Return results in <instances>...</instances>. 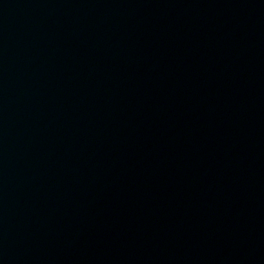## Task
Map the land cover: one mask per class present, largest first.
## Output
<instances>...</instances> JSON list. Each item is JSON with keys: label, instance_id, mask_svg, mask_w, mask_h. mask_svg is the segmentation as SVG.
Wrapping results in <instances>:
<instances>
[{"label": "water", "instance_id": "95a60500", "mask_svg": "<svg viewBox=\"0 0 264 264\" xmlns=\"http://www.w3.org/2000/svg\"><path fill=\"white\" fill-rule=\"evenodd\" d=\"M0 264H264V0H0Z\"/></svg>", "mask_w": 264, "mask_h": 264}]
</instances>
